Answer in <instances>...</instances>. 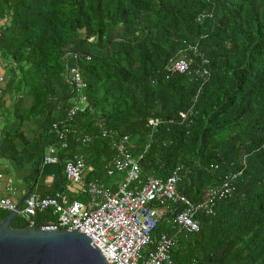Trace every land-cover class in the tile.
I'll return each mask as SVG.
<instances>
[{"label": "trees", "instance_id": "obj_1", "mask_svg": "<svg viewBox=\"0 0 264 264\" xmlns=\"http://www.w3.org/2000/svg\"><path fill=\"white\" fill-rule=\"evenodd\" d=\"M0 21V58L30 91V114L45 118L44 83L64 78L75 57L87 107L65 126L100 183L115 154L99 134L105 119L142 155L141 182L177 169L191 203L214 196V214L195 215L199 231L176 237L175 264H211L215 253L218 264H264V0H0ZM178 59L184 73L171 69ZM154 208L155 234L173 236L181 207ZM55 219L51 209L31 218Z\"/></svg>", "mask_w": 264, "mask_h": 264}, {"label": "built area", "instance_id": "obj_2", "mask_svg": "<svg viewBox=\"0 0 264 264\" xmlns=\"http://www.w3.org/2000/svg\"><path fill=\"white\" fill-rule=\"evenodd\" d=\"M75 59V57H73ZM188 63L176 60L172 70L184 73ZM67 83L70 85L77 102H84L83 108L71 107L63 122L53 123L59 146L62 150L68 147L67 137L71 129L65 126L71 121L78 110L83 111L87 103L82 96L85 84L76 66L69 68ZM149 124L156 126L158 121L150 119ZM100 137L109 138L115 154L106 168L108 176L124 174L115 191L97 181H84L86 158L75 153L64 165L67 181L77 185L87 201H68L63 193L39 197L29 194L24 204L17 211V217L25 222V226L39 230H67L86 235L93 247L104 256L108 264H175L171 252L178 235L187 237L199 231L195 220L197 212L207 216L214 214V196L208 195L203 201L193 204L177 190L179 181L178 170L166 179L148 177L140 181L139 161L142 155L133 156L127 149L126 137L120 138L116 132L106 128V121L99 123ZM92 137L85 135L80 139L83 146L89 145ZM44 158V164H56L54 150ZM1 177V176H0ZM221 196L231 191L228 183L224 184ZM1 190V183H0ZM154 204L180 206L181 210L172 219L173 236L155 234L159 217ZM16 204L0 195V210L10 212ZM51 209L55 220L43 222L36 226L31 220L38 212ZM174 213L170 209V214Z\"/></svg>", "mask_w": 264, "mask_h": 264}, {"label": "crops", "instance_id": "obj_3", "mask_svg": "<svg viewBox=\"0 0 264 264\" xmlns=\"http://www.w3.org/2000/svg\"><path fill=\"white\" fill-rule=\"evenodd\" d=\"M2 23L0 21V25ZM70 58L68 68L75 66L74 58ZM20 78L18 69L9 67L0 58V195L18 204L32 189L30 194L39 197L52 196L58 192L63 193L68 201H87L79 187L70 184L64 174L65 162L74 153L81 152V149L75 148L77 134L71 131L67 137L68 147L62 150L51 127L53 123L65 120L69 108L76 106L80 109L85 103L77 102L75 95L71 96L66 73L62 79L53 76L51 83L43 82L50 91L45 118L39 112L30 114L33 98L28 89L18 85ZM50 150H54L57 156L56 164H44V158L50 155ZM80 154L85 156L84 153ZM95 175L99 176V172L93 170L86 159L84 181L99 182L100 178H95ZM103 185L112 189L109 185Z\"/></svg>", "mask_w": 264, "mask_h": 264}, {"label": "water", "instance_id": "obj_4", "mask_svg": "<svg viewBox=\"0 0 264 264\" xmlns=\"http://www.w3.org/2000/svg\"><path fill=\"white\" fill-rule=\"evenodd\" d=\"M29 189L15 210L0 221V264H108L90 239L75 231L12 228Z\"/></svg>", "mask_w": 264, "mask_h": 264}, {"label": "rangeland", "instance_id": "obj_5", "mask_svg": "<svg viewBox=\"0 0 264 264\" xmlns=\"http://www.w3.org/2000/svg\"><path fill=\"white\" fill-rule=\"evenodd\" d=\"M71 59V58H70ZM124 177V174H115L112 177H108L106 179L107 184L110 185H115V187L117 185H119L122 181V178ZM79 191V190H78ZM181 236V235H179ZM183 237V236H182ZM185 239V238H184ZM187 240V239H186ZM219 263V254L215 253L214 257H213V261L211 264H218Z\"/></svg>", "mask_w": 264, "mask_h": 264}, {"label": "clouds", "instance_id": "obj_6", "mask_svg": "<svg viewBox=\"0 0 264 264\" xmlns=\"http://www.w3.org/2000/svg\"><path fill=\"white\" fill-rule=\"evenodd\" d=\"M68 72H69V68H68ZM69 85V84H68ZM70 86V85H69Z\"/></svg>", "mask_w": 264, "mask_h": 264}]
</instances>
